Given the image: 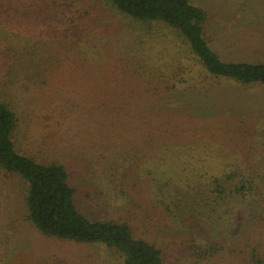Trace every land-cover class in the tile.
Segmentation results:
<instances>
[{"label": "rangeland", "instance_id": "obj_1", "mask_svg": "<svg viewBox=\"0 0 264 264\" xmlns=\"http://www.w3.org/2000/svg\"><path fill=\"white\" fill-rule=\"evenodd\" d=\"M192 3L205 10V37L222 59L264 61V0ZM108 12L113 11L103 0H0V61L21 66L8 84L0 83V100L16 116L15 148L38 160L64 157L80 210L90 219H128L137 235L161 249L163 264H264V87L202 80L205 92L179 91L171 99L181 102L179 108L172 110L165 102L161 109L181 116L176 121L187 128L184 137H171L163 121L161 126H138L139 131L118 138L107 134L99 153L72 146L83 137L84 128L67 103L89 90L77 80L113 81L118 90L138 77L142 48L150 47L135 46L122 20ZM153 46V61L162 53L190 64L181 53L183 47L161 39H154ZM171 62L180 64L178 59ZM62 67L70 69L63 73ZM37 75L46 83L37 82ZM160 129L166 132L161 135ZM104 130L111 128L106 125ZM124 141L132 143L126 147ZM170 142L208 149L200 156L194 153L201 170L229 163L261 172L258 195L252 200H216L202 180H190L188 191H177L183 200L172 215L157 212L144 200L147 194L126 181L137 167L142 173L147 162L165 165L170 157L162 153L163 145ZM69 145L72 150L65 153ZM195 168L186 166L185 174H198ZM24 196V183L0 170V264H124L121 253L103 244L40 234L26 220Z\"/></svg>", "mask_w": 264, "mask_h": 264}, {"label": "trees", "instance_id": "obj_2", "mask_svg": "<svg viewBox=\"0 0 264 264\" xmlns=\"http://www.w3.org/2000/svg\"><path fill=\"white\" fill-rule=\"evenodd\" d=\"M103 1L113 11L108 13L122 20L128 39H132L135 46L150 47L142 48L144 53L139 58L143 66L138 77L130 79L129 84L123 87H116L118 90L113 89L112 86L116 85L113 81L102 84L94 79L86 82L77 80L78 86L89 90L70 96L71 101L67 103L68 111L84 128L83 137L75 142L77 144H72L76 149L80 144L85 152L99 153L104 145L103 137L107 134L118 138L121 133L128 135L139 127L153 124L161 126L163 121L169 125L167 129L171 137H184L187 128L176 121L181 116L169 113L167 109L163 113L161 109L165 107V102L172 110L179 108L180 101H171L179 91L205 92L206 85L201 84L202 80H214L213 83L219 80L230 81L243 88L251 85L264 87V61L222 59L205 37V10L194 5L192 0ZM154 39L183 47L181 53H186V61L190 64L184 65L175 55L171 57L169 54L170 57L164 58L162 53L153 61L150 49L154 48ZM170 59L176 62L178 59L180 64L174 65ZM32 66H29L30 70L35 69ZM19 68L20 65H10L2 59L1 85L8 84L11 74L18 72ZM68 69L62 67L60 71L65 73ZM37 76L41 77L37 82L46 83L43 75ZM195 76L201 79L196 82ZM106 125L110 126L111 131L104 130ZM15 127L16 116L13 110L5 101L0 100V170L24 183L25 217L40 234L77 244H103L121 253L124 264H163L161 249L137 235L128 219H90L82 212L78 190L72 185V173L63 161L65 158L62 160V156H55L38 160L19 153L13 142ZM165 132L160 129L161 135ZM176 143H164L162 153L167 152L170 157L165 165L160 160H150L143 164L142 173H139L140 167H137L133 170H136L135 175L129 174L126 181L133 189L138 187L140 193L147 194L144 200L155 207L157 212L172 215L173 209L183 200L177 191H188L191 188L190 180L198 183L202 180L216 200L228 197L252 200L258 195L263 179L261 172L250 171L247 167L236 168L237 165L229 163H223L220 168L211 171H202L199 163L197 165L195 162L197 157L194 153L200 156L208 149L197 144L183 147ZM123 144L126 147L129 145H126V141ZM64 149L65 153L72 150L70 145ZM203 160L205 157L199 161ZM190 165L196 167L194 170H198L195 172L198 174L188 177L185 169ZM84 197L89 199L90 195L86 193Z\"/></svg>", "mask_w": 264, "mask_h": 264}]
</instances>
